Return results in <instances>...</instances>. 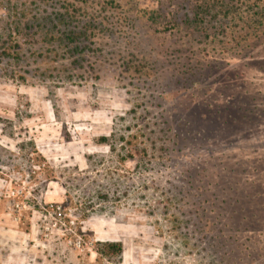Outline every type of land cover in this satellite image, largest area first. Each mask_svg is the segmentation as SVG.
Instances as JSON below:
<instances>
[{
    "label": "rangeland",
    "instance_id": "rangeland-1",
    "mask_svg": "<svg viewBox=\"0 0 264 264\" xmlns=\"http://www.w3.org/2000/svg\"><path fill=\"white\" fill-rule=\"evenodd\" d=\"M54 3L0 0V27ZM120 3L70 58L0 61V264H264V209L221 202L264 206V39L221 52L139 19L185 0Z\"/></svg>",
    "mask_w": 264,
    "mask_h": 264
},
{
    "label": "trees",
    "instance_id": "trees-1",
    "mask_svg": "<svg viewBox=\"0 0 264 264\" xmlns=\"http://www.w3.org/2000/svg\"><path fill=\"white\" fill-rule=\"evenodd\" d=\"M55 1L54 6L50 7L51 10L43 8L29 17L26 15L28 13L14 7L3 11L8 17H12V20L2 21L0 27V61L13 63L29 56L37 59L50 55L70 58L78 51V47L85 46L80 45L87 41L89 32L98 28L95 23L102 24L99 18L101 14L123 10L120 0ZM185 1L188 5L183 17L169 19L166 22L163 13L152 4L151 7L141 10L139 19H146L150 28L152 27L157 34L164 35L166 32L169 35L184 34L191 40H197L196 43L203 42L207 48L211 46L221 52L223 49L228 51L236 49L240 52L257 46L264 39V0ZM20 39L25 43L20 42ZM251 44L253 46H250ZM206 60L207 58L200 56L193 62L194 65H198L205 63ZM35 62L39 63L38 59ZM132 68L133 72H141L137 66ZM2 70L11 78L21 82L26 80V77L15 68L4 67ZM39 71L43 73V68L37 65L35 72ZM257 184L258 182H254V187ZM240 190L233 189L235 193L242 192ZM221 202L236 205L235 209L230 211L227 220L234 221L237 225L257 223V211L264 209V206L256 203L255 199L249 200L246 196L228 197ZM102 246L100 252L104 255L118 254L121 250L118 242H104Z\"/></svg>",
    "mask_w": 264,
    "mask_h": 264
}]
</instances>
